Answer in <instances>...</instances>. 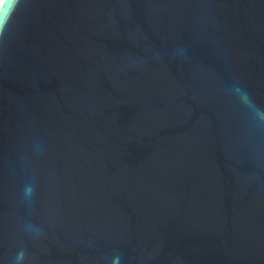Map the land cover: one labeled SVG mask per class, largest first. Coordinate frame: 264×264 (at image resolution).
Listing matches in <instances>:
<instances>
[{
    "label": "water",
    "instance_id": "95a60500",
    "mask_svg": "<svg viewBox=\"0 0 264 264\" xmlns=\"http://www.w3.org/2000/svg\"><path fill=\"white\" fill-rule=\"evenodd\" d=\"M0 264H264V0H3Z\"/></svg>",
    "mask_w": 264,
    "mask_h": 264
},
{
    "label": "bare ground",
    "instance_id": "6f19581e",
    "mask_svg": "<svg viewBox=\"0 0 264 264\" xmlns=\"http://www.w3.org/2000/svg\"><path fill=\"white\" fill-rule=\"evenodd\" d=\"M2 1H3V0H0V6H1Z\"/></svg>",
    "mask_w": 264,
    "mask_h": 264
}]
</instances>
